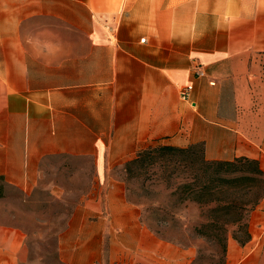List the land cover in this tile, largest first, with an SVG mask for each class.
Returning <instances> with one entry per match:
<instances>
[{"label": "crops", "instance_id": "0c3cea01", "mask_svg": "<svg viewBox=\"0 0 264 264\" xmlns=\"http://www.w3.org/2000/svg\"><path fill=\"white\" fill-rule=\"evenodd\" d=\"M155 144L264 172V0H0V264L29 260L6 220L47 202L74 204L60 264H190L115 175ZM263 229L264 197L229 264H264Z\"/></svg>", "mask_w": 264, "mask_h": 264}, {"label": "rangeland", "instance_id": "374dc122", "mask_svg": "<svg viewBox=\"0 0 264 264\" xmlns=\"http://www.w3.org/2000/svg\"><path fill=\"white\" fill-rule=\"evenodd\" d=\"M150 172L153 173L151 178L143 179L127 177L124 168L115 171V175L125 182L127 197L139 207L141 222L159 237L188 249L192 255L190 264L235 263L236 259L228 252V244L229 241H236L234 238L242 241L244 235L234 221L236 213L229 202L241 206L244 213L250 211V216L260 201L255 206L253 203L264 188V183L258 180L264 181V178L251 175L250 180H245L237 190L233 187L227 189L221 201L198 204L180 201L173 194L174 186L158 178V168ZM180 181L181 176L173 182ZM73 205L47 202L42 212L34 209L31 213L26 212L31 218L20 214L21 217L6 220L27 231V264H60L56 250L57 232L70 224L71 219L66 216ZM262 233L261 236L255 233L254 242L249 244L254 245L258 253L264 248V229ZM250 241L251 235L246 244Z\"/></svg>", "mask_w": 264, "mask_h": 264}, {"label": "trees", "instance_id": "16d2710c", "mask_svg": "<svg viewBox=\"0 0 264 264\" xmlns=\"http://www.w3.org/2000/svg\"><path fill=\"white\" fill-rule=\"evenodd\" d=\"M124 170L129 178L150 179L151 169L158 168V178L167 185L174 186L173 194L180 201H192L198 204L219 202L230 187L237 190L249 176L264 178V172L258 162L246 158H236L232 161H208L204 158L202 146L199 144L187 147H175L165 144H155L137 153L124 164ZM181 176L182 181L173 182ZM261 184L263 180H258ZM228 187V188H227ZM260 197L253 203L255 206L264 197L262 188ZM3 196V186L0 178V198ZM231 203L235 210V222L243 233L242 241L234 238L241 246L250 240L248 232V216L243 208ZM222 241V240H220Z\"/></svg>", "mask_w": 264, "mask_h": 264}, {"label": "built area", "instance_id": "2783aa9c", "mask_svg": "<svg viewBox=\"0 0 264 264\" xmlns=\"http://www.w3.org/2000/svg\"><path fill=\"white\" fill-rule=\"evenodd\" d=\"M145 41V39H141V42H144ZM195 75L196 76H201L202 75V72H201V70H197V72L195 73ZM212 84V83H211ZM192 89V87L191 86H186V87H184V88H182L181 89V92H180V96H181V98L182 99H184V100H186L187 99V97H188V95H189V92H190V90Z\"/></svg>", "mask_w": 264, "mask_h": 264}]
</instances>
